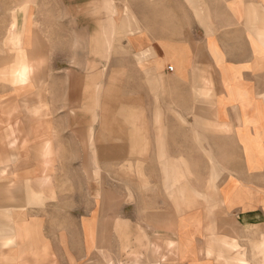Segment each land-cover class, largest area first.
Listing matches in <instances>:
<instances>
[{
    "label": "crops",
    "instance_id": "obj_1",
    "mask_svg": "<svg viewBox=\"0 0 264 264\" xmlns=\"http://www.w3.org/2000/svg\"><path fill=\"white\" fill-rule=\"evenodd\" d=\"M49 1L16 2L8 31L0 21V82L10 86L6 97L0 88V264H88L84 256L97 249L99 232L98 222L83 227L88 209L80 214L79 256L66 236L54 247L43 229L38 241L37 205L56 201L51 180L62 162L67 169L78 165L74 174L81 188L80 211L91 197L95 217L101 210L115 211L110 219H126L130 239L136 234L142 239V246L135 239L134 249L159 247L158 264L169 238L184 256L177 263L252 264L247 251L264 235V0H62L71 25L75 21L97 28L95 40H86L91 44L75 39L81 44L76 56L80 65L65 68L63 105H84L80 111L86 117L77 119L69 112L62 122L93 124L78 131L67 130L69 124L56 125L49 80L53 72L39 64L51 37L44 39L36 31L39 17L34 12L53 8L45 5ZM3 9L8 6L1 4ZM83 10L91 14L89 21ZM125 50L128 92L121 100L114 76L120 73L116 60ZM109 59L115 64L111 71L102 66ZM24 64L31 71L22 76ZM108 75L111 108L104 113ZM78 77L101 92L85 103L81 98L73 102L70 87ZM8 120L12 122L6 124ZM105 122L110 126L97 125ZM107 184L112 188L104 194L100 187ZM174 189L176 208L177 201L197 203L176 213L175 220L167 216L173 201L169 190ZM123 203L127 218L121 213ZM227 220L234 221L230 230ZM172 221L169 229L166 224ZM233 242L245 259L235 256ZM263 242L256 245L260 264Z\"/></svg>",
    "mask_w": 264,
    "mask_h": 264
},
{
    "label": "rangeland",
    "instance_id": "obj_2",
    "mask_svg": "<svg viewBox=\"0 0 264 264\" xmlns=\"http://www.w3.org/2000/svg\"><path fill=\"white\" fill-rule=\"evenodd\" d=\"M19 1H22V0H0V5L2 4V6L4 7L6 5L8 6V9L0 10V21H2V23L3 22L7 23V26L5 28V30L7 29V31H8V26L10 22V10L14 6H16V2H19ZM45 5H52L53 8L39 9V11L36 10L34 12V14L38 12L37 14L39 17V21H37L38 25H36V22H35V26H34L36 31L39 32L43 36L44 39L51 37L48 50H46V48L41 49L45 52L43 53L41 58L39 57L40 58L39 64H40V67L42 66H45L46 68L48 67L49 70L53 72V74H51L52 76L50 75L51 79L49 80L50 82H52L51 87H50L51 88L50 97L51 99H53L54 104L56 103L52 107V109H54L55 111L54 116L56 120V125L58 127H62L64 125L67 126V124H69L66 128L67 130L78 131L80 129H84V127L86 128V126H88L89 123L82 122L81 120L72 121L70 123L62 122L64 114L69 113V112H71L73 116L77 117V119H82V118L85 119L86 117V112L84 111L85 113H82L80 111V107H84V105L82 106L76 105L73 107H65V105H63L64 90H65L64 89V83H65L64 76H65V73L67 72L65 71V68H69L70 66L73 67L75 65L76 66L80 65L79 63L80 57H76V56H79L81 44H80V41L77 42L75 41V39L77 40L83 39V41H86L87 39L90 38L92 40H95V32L97 28L95 30H92L93 26L92 25L89 26V24L88 25L84 24L83 26L76 25L75 21H72V25H71V20L69 19V15H70L69 11L64 10L63 8L64 4L62 0H51L48 2V4H45ZM32 12L33 11H31V13ZM81 13L84 15L85 21L90 20L89 18L88 19L86 18V17H91V14L87 15L88 11L83 10L81 11ZM136 28L139 29L137 26ZM3 29L4 27L2 26V31ZM70 38L72 39L71 41H70ZM86 43L91 44V42L89 41L88 42L86 41ZM86 43H83V44H86ZM40 44L42 47H44L47 45V42L40 43ZM91 50H92V47H91ZM47 52L49 53V55L47 54ZM70 54L72 56L71 60L67 58L68 56H70ZM87 60L88 58L85 57V65L88 63ZM118 60H116V67L119 66L120 73L119 74L115 73L114 79H118L120 83V88H121L120 89V99L122 100L123 98H127V92H128L126 84H124L128 81V72H127L128 64H127L126 50L124 52L120 51V59ZM168 60L173 62L172 59H168ZM89 61L91 64L92 62H95L96 59L95 57H93V58H90ZM101 62H102V59H101ZM105 65H108L109 67L108 70L111 71V67L115 64L114 62H112L111 64V59H109L106 61L105 64H102V66H105ZM110 75H108L107 80L105 79V82L107 81V83H105V86H107V88L103 90V94H104L103 96L105 99V103L108 102V105L106 104L104 105V113H110V108H111L110 106V98H111L110 83L112 81L111 80L112 77ZM67 76H69V72L67 73ZM76 81H77V84H73V87H70L71 95H70L69 85L67 89L68 97L72 96V98L77 99V100L73 99V102L75 103L76 102L78 103V101H80V98L85 103L88 101L90 97L94 96L93 93L95 91L99 93L101 92L97 89L88 88V80L87 81L85 79L80 80V77H78ZM74 85L76 86L75 88H74ZM0 88L2 89V94L5 95L6 97V93L7 91L10 90V86L0 82ZM106 89L108 90L106 91ZM14 94H15L14 92H11V96L12 95L14 96ZM16 97L17 98L15 99L18 100V96ZM11 107H9V111L7 110V112L11 111L12 109ZM1 112L5 113L3 111ZM10 122L12 121L8 120L6 124H9ZM99 124L110 126L111 123L105 122V123H98L97 125ZM91 126H93V124ZM59 157L61 160H63V154H60ZM73 168L70 167V169L69 168L67 169L66 167H64L63 162L57 164L55 176L52 177V180H51V185H52L51 186V191H52L51 196L55 198L56 201H54V203H48L46 205L47 202L53 201V199H50V200H47L45 203L41 202L37 205L41 209H40V216H39L40 219H38L39 225H36V226L41 227V230H42L41 231L42 234L41 233L39 234L38 241H42L43 239L42 238L44 235L43 229L45 231V234L50 238L51 242L53 243L52 245L54 247H59V243L64 242L65 236H66V240L69 241L71 245L74 247V249L72 250V253H74V255L76 256H79L80 249H76L75 247H79L77 245H79V239H80L79 233H78L79 224L81 220L80 214L86 215V209H88L89 217L82 218L83 227L85 230H87L90 226L93 227V225L96 222H98V231H99L98 236H97V245H96L97 249H95L91 255L88 254L84 256L86 258H89L88 264H158L157 262L159 261H157L156 258L159 255V247L154 246L150 251L148 250L140 251V250L134 249L133 247L134 245H136L135 239L138 234H136L135 237L131 236L132 239H130V236H129L130 232H128L129 227L127 225V220L120 219V221L117 222L118 220L114 219L116 221L114 222L112 219H110L112 212H115V211H111L110 208H109L110 210H107L106 212H103V210H101L100 217L99 218L95 217L97 213L95 210L96 207H95L94 197H91L92 199L88 200L85 203V211L84 212L80 211L81 210L80 204H83V202L80 201L81 188L79 186L78 174L77 175L74 174L76 172L78 173L79 171L77 170L78 165L76 164ZM69 172L73 173L71 177H69ZM53 173L54 171H52V175ZM125 187H126V184H125ZM96 188L97 187H94V191ZM100 188L104 191V194H106L107 193L106 189L111 191L112 187L110 184L109 185L107 184L105 185V188L103 186H101ZM125 191L126 189H124V184H121V186L119 187V193L123 194ZM176 193H177L176 189L172 190V192L169 190V196L173 201L168 203L169 209H168L167 216H171L172 218H174V220L177 215L176 213H182L184 211L186 212L188 211V208L190 209L192 207V205L194 207L197 206L196 205L197 203H194V201L192 202L177 201L179 205L177 206L178 208H176L173 204L174 201H176L177 199ZM88 198L90 199V196H88ZM206 204L210 205V203H206ZM27 206H31V205H27ZM90 208H93L91 210L92 212L90 211ZM127 212H128L127 204L125 203L124 207L121 209V213L124 216V218H127ZM105 214L107 216H105ZM139 218L140 216L138 217V220ZM29 222H31V220H29ZM29 222H27L26 224L31 225V223ZM226 222H228L230 226L228 227L225 226ZM226 222L224 226L228 228L229 230L233 228V226H235V225H232L234 221L227 220ZM174 223L175 221H172L171 224H166V225L170 229L171 227L173 228ZM44 237L47 238L46 236ZM87 237L89 240L92 241L93 245L95 246L96 240L92 238L91 236L87 235ZM263 238H264V235L261 241L263 240ZM141 240L142 239L140 237H137L136 239V242L139 243L140 246L143 245V242ZM159 240L160 239H158L157 241ZM111 241L115 243V247L113 248H111L112 244L111 245L109 244V242L111 243ZM171 241H173L172 242L173 244L172 243L169 244V242ZM261 241L257 243L255 242L251 243L250 244L251 250L247 251L246 258L247 256H249V252H250L251 253L250 263L252 264L261 263V256L258 255L256 251V245H258ZM175 244L176 246H178V242L176 240L169 238L166 241L167 251L164 250L163 254H160L161 255L160 258L161 260H163L162 264H175V262L176 264H183V263H177L178 259L184 258V256L182 252H177L175 250L176 248L173 247L175 246ZM263 246H264V242H263ZM103 247H108V248L104 249ZM240 250H241V247L236 244V253L233 251L235 253V256L240 257L241 259L242 258L245 259L244 251L242 250V252H240ZM55 252L58 254H60L61 252L63 253V251L56 250V249H55ZM57 256L62 257L64 256V253L61 255H57ZM71 261L74 262L73 259ZM245 262L246 264L248 263L247 261ZM190 263L192 262H189L188 264ZM232 263H235V262H232Z\"/></svg>",
    "mask_w": 264,
    "mask_h": 264
},
{
    "label": "clouds",
    "instance_id": "obj_3",
    "mask_svg": "<svg viewBox=\"0 0 264 264\" xmlns=\"http://www.w3.org/2000/svg\"><path fill=\"white\" fill-rule=\"evenodd\" d=\"M31 69H30V66L29 65H24L23 66V69H22V76L24 73H30ZM28 80L27 79H22L21 80V83H24V84H27ZM47 147V146H46Z\"/></svg>",
    "mask_w": 264,
    "mask_h": 264
},
{
    "label": "built area",
    "instance_id": "obj_4",
    "mask_svg": "<svg viewBox=\"0 0 264 264\" xmlns=\"http://www.w3.org/2000/svg\"><path fill=\"white\" fill-rule=\"evenodd\" d=\"M168 71H172V66L167 67Z\"/></svg>",
    "mask_w": 264,
    "mask_h": 264
},
{
    "label": "bare ground",
    "instance_id": "obj_5",
    "mask_svg": "<svg viewBox=\"0 0 264 264\" xmlns=\"http://www.w3.org/2000/svg\"><path fill=\"white\" fill-rule=\"evenodd\" d=\"M24 65H26V64H24ZM31 113V112H30Z\"/></svg>",
    "mask_w": 264,
    "mask_h": 264
}]
</instances>
